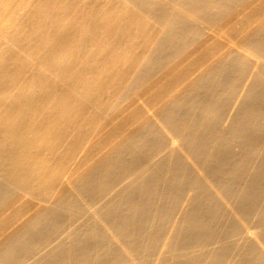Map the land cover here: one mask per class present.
<instances>
[{
  "label": "bare ground",
  "instance_id": "6f19581e",
  "mask_svg": "<svg viewBox=\"0 0 264 264\" xmlns=\"http://www.w3.org/2000/svg\"><path fill=\"white\" fill-rule=\"evenodd\" d=\"M0 264H264V0H0Z\"/></svg>",
  "mask_w": 264,
  "mask_h": 264
}]
</instances>
